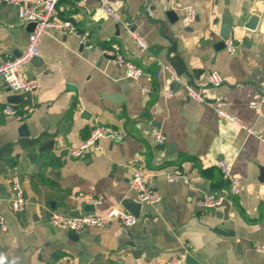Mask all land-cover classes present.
I'll return each instance as SVG.
<instances>
[{
	"label": "crops",
	"instance_id": "1",
	"mask_svg": "<svg viewBox=\"0 0 264 264\" xmlns=\"http://www.w3.org/2000/svg\"><path fill=\"white\" fill-rule=\"evenodd\" d=\"M259 6L255 27L246 28ZM169 10L176 15L173 22ZM56 15L87 41L45 33L40 62L21 69L23 77L37 82L32 111L21 121L0 118V216L6 224L0 231V264H165L188 255L201 264H264V254L254 249L264 243V142L258 138L264 137V105H249L264 104V0H59ZM225 22L231 54L218 46ZM32 29L16 6L0 4V62L23 52ZM130 31L147 43L146 50L138 48ZM115 54L141 66L142 76L127 78ZM175 54L185 67L179 81L165 69ZM212 71L223 79L217 87L205 85ZM190 83L201 88L207 102L187 97L184 84ZM167 91L172 95L165 96ZM12 94L0 83V109ZM216 100L226 101V111L254 133L220 118ZM94 124L121 129L126 136L102 139L100 152L66 157ZM157 132L163 143L155 140ZM221 160L240 179L237 196L230 195L217 165ZM9 168L22 183L26 205L21 211L10 208ZM134 169L162 200L141 203L133 226L114 220L86 228L72 240L70 232L50 223L51 212L104 215L124 208L126 199L138 202L128 183ZM172 172L181 178L169 182L166 174ZM206 196L230 202L226 219L223 207L200 205ZM89 197L101 202L93 205ZM84 205L92 211H83Z\"/></svg>",
	"mask_w": 264,
	"mask_h": 264
},
{
	"label": "built area",
	"instance_id": "2",
	"mask_svg": "<svg viewBox=\"0 0 264 264\" xmlns=\"http://www.w3.org/2000/svg\"><path fill=\"white\" fill-rule=\"evenodd\" d=\"M59 0H0V4H11L18 8L19 16L29 22L34 23L32 31L28 35V43L23 52L14 58L7 59L0 62V83H4L5 86L16 94L31 92L33 93L37 89V82L34 79L23 77L21 69L28 64L32 58L39 55V45L42 37L49 30H54L66 35H74L78 38L80 43L87 41L86 34L79 32L76 27L70 21L60 20L56 15V6ZM101 6L104 11L111 16L113 20H117V15L113 10L104 2L101 1ZM189 19L193 20L195 11L190 8L188 10ZM130 37L141 51L148 48L147 43L134 31L129 32ZM224 46L228 53L234 52V47L230 39H224ZM104 54L111 55L108 50H102ZM114 60L118 63H124L126 66V77L132 80H136L143 74V68L136 65L132 61L126 59L121 54H115ZM165 69L169 71L176 81H179L178 75L171 65H166ZM223 83V79L216 71H212L208 74L205 85L210 87H217ZM184 89L188 98L200 103L207 102V98L203 95L201 88H196L190 84H184ZM144 93L148 92L147 87H143ZM172 92H165V96H171ZM228 103L224 100H216L213 104L216 114L225 120L234 122L244 128L248 133H254L252 128L246 127L241 124L234 116L229 114L225 107ZM250 107L260 108L262 102L251 101ZM32 108L29 106L17 107L16 105L7 104L0 109V118L13 117L16 120H23L26 118ZM126 136V133L121 129H116L110 126H104L100 124H94L88 137L80 141L76 146L70 147L66 151V157L79 159L87 155L89 152H100V141L102 139H110L113 141H120ZM258 138L264 142V137L258 136ZM155 140L158 143H163L164 138L161 132H157ZM218 167L222 173V176L228 183L230 195L237 196L241 191V182L238 177L232 174V166L227 161H219ZM11 174L10 189V208L12 211H21L26 205V199L24 197L22 183L20 177L11 168L8 169ZM166 178L169 182L179 180L181 175L172 172L167 173ZM129 188L134 193L136 200L139 203H145L149 205L159 204L162 200V196L154 189H152L146 181V176L139 170L134 169L129 177ZM89 202L93 205H97L101 202L100 198L89 197ZM223 200L222 196L212 197L206 196L200 203L203 208H216L221 205ZM119 222L125 228L133 226L137 219L122 207H114L108 210L104 215H97L95 213L87 212L79 216H64L56 212H51L49 216L50 223L56 227L73 234H79L86 228L104 227L110 224L112 221ZM6 230V224L4 218L0 216V231ZM255 251L264 254V243H257L254 245ZM184 256H174L170 258L165 264H183Z\"/></svg>",
	"mask_w": 264,
	"mask_h": 264
},
{
	"label": "water",
	"instance_id": "3",
	"mask_svg": "<svg viewBox=\"0 0 264 264\" xmlns=\"http://www.w3.org/2000/svg\"><path fill=\"white\" fill-rule=\"evenodd\" d=\"M260 1H262V0H260ZM260 7L261 6L256 7L255 9H253L251 11L252 15L250 16L249 20L244 24V26L246 28L253 29L255 27L258 16L261 15ZM166 16L171 22L176 20V17H175L176 15L174 14V11H172V10L167 11ZM31 25L34 27V23H31ZM228 35H229L228 25L225 22L222 26V31L220 34V36L223 38V40L218 44V46L224 47V39L227 38ZM174 50L175 49H174V46L172 44V48L170 51L175 53ZM168 60H169L170 65L175 70V73L177 75H182L185 73V67H184L183 63L181 62L180 58L177 56V54L170 57ZM31 61L40 62V59L38 58V56H36V57L32 58ZM190 85L194 86L193 83H190ZM33 100H34V96L31 92L12 94L8 97V102H9V104H12V105H24V106L30 107L33 105ZM159 148H163V145H159ZM123 206L136 219L139 217L141 203L135 202L131 199H126L123 201ZM220 206L224 208V215H225V219H226V214H227L228 209L230 207V202L227 199H223ZM92 209H93L92 206H88V205H84L82 207L83 211H92ZM72 215L79 216L80 210H75ZM69 236H70V239H72V240H76L78 237L77 234H73L71 232L69 233ZM183 264H201V263H199L195 258H193V256L188 255L184 258Z\"/></svg>",
	"mask_w": 264,
	"mask_h": 264
}]
</instances>
